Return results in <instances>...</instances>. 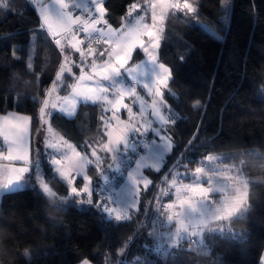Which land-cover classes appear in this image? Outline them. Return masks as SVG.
Listing matches in <instances>:
<instances>
[{"label":"trees","instance_id":"obj_1","mask_svg":"<svg viewBox=\"0 0 264 264\" xmlns=\"http://www.w3.org/2000/svg\"><path fill=\"white\" fill-rule=\"evenodd\" d=\"M189 1L196 12L167 15L158 51V60L173 72L165 91L174 95H167L164 115L177 121L175 125L169 121L164 130L174 145L164 159L167 170L162 175L149 170L146 176L152 184L141 191L137 210L129 212V219L116 221L81 204L79 200L86 197H72L67 186L48 172L51 151L44 146L39 114L51 81L55 84L67 57L43 30L30 0H0V114L15 112L32 118L36 129L31 132L32 166L40 159L46 182L57 193L56 198L43 194L30 172V186L2 197L0 264H79L84 260L92 264H260L264 252V0H231L227 8L223 0H209L219 5L211 10ZM132 2L107 0L113 27L121 26L126 5ZM145 56L136 54L135 63ZM73 71L77 74L78 68ZM101 114L100 106L81 104L74 118L57 112L50 118L59 137L78 151H87L90 159H95L93 150L102 158L96 157V166L87 168L93 178L94 201L98 192H105L106 181L117 173L127 154L137 152L117 181L116 191L146 152V146L136 148L141 133L131 136L113 153L114 158L101 151L97 143ZM211 158L229 174L247 179L245 211L212 223L200 239L171 245L174 224L166 225L164 207L174 197L171 184L193 181ZM64 195L69 198L60 200Z\"/></svg>","mask_w":264,"mask_h":264},{"label":"snow or ice","instance_id":"obj_2","mask_svg":"<svg viewBox=\"0 0 264 264\" xmlns=\"http://www.w3.org/2000/svg\"><path fill=\"white\" fill-rule=\"evenodd\" d=\"M57 2L61 5V10L55 14V19H52L42 0H30L33 5H39L43 30L47 31L56 45L60 48L63 47V53L66 57L78 53L79 60L68 62L67 70L56 79L55 84L51 81L53 87L47 91V95L51 97L53 93H56L57 103H70L74 109L75 101L69 95H59L61 91L65 93L70 91L71 97H78L85 102L100 106L102 109L100 116L102 132L97 143L101 151L114 158L113 149L117 144L122 146L132 130L158 128L160 134L163 135L162 130L153 126L150 121L142 123L145 112L143 105L149 103L148 99L135 86L129 90L120 82L122 75L123 78L127 76L125 70L137 71L139 64L135 63V55L141 53L146 55L153 64V73L157 77L154 81L155 86L150 85L147 90L148 97L151 98V114L165 124L171 121L175 125L176 120L171 117L166 118L163 114L168 108L167 95H174V93L168 92L166 95V91H162V89L167 90L169 88V83L173 80V72L164 63H157L156 52L161 43L159 34L163 32V27L158 26V22L162 23L165 16L173 11L194 13L196 8L188 0H183V2L181 0H143L142 4L140 0H134V2L126 5V15L122 17L121 26L114 28L109 23L107 0H92L94 12L90 17L83 20L80 15L73 14L65 0H57ZM224 3L227 5L228 0H224ZM8 5V9L11 11L10 2ZM73 6L79 8V5ZM148 19L151 20V23L148 22ZM80 35L86 39H78L77 37ZM58 37H64L65 43L62 44ZM144 37H147V40ZM94 44H104L107 47H94ZM84 51L88 53L87 59L83 57ZM97 53H99V59L96 58ZM17 59L20 57L18 56ZM89 62L92 63L91 68L88 67ZM26 66L28 67L29 64ZM74 68L80 69L79 75L73 71ZM126 98L131 102L126 103ZM136 102L140 103L138 111L134 110ZM57 103H51L49 99L42 102L39 114L42 121L47 123L44 118L50 117L52 112L46 111V109L49 107L56 109ZM59 111L63 113L65 108L60 107ZM109 112L111 115H105ZM122 112L127 113V119L121 118ZM68 114L72 115V112L70 111ZM137 116L140 117L139 120L136 119ZM31 119L29 116L19 114L0 116V136L8 145L7 156L5 157L4 153L0 152V158L20 161L25 165L18 168L11 165L0 166V175L6 176V182H0V191L10 192L14 187L22 186L25 174L34 172V182L38 183L41 192L47 194L48 197L56 198L57 193L54 186H50L46 182V174L41 171L40 159L35 161L34 166H30L28 150L30 133L36 131L30 126ZM5 122L8 125L7 129H5ZM48 133L53 134L51 126L48 127ZM147 135L150 140L154 136L156 141L160 140V136L155 135L152 131H148ZM44 146L53 150L49 153L48 172H51L62 184L67 186L68 193L72 197H86V199L79 200L81 204L87 203L97 208L102 214L111 217L116 209L109 206L108 199L101 198L102 193L98 192L96 200H93V178L85 171L87 166H96L93 163L96 157L102 160L98 152L93 150L91 157L95 159H90L87 151H77L76 145L68 143L62 137L57 142L46 139ZM165 147L167 151L172 152L174 145L170 144V146L166 145ZM141 148L145 150L144 147ZM93 152L96 154L95 157ZM36 154L39 156V149L36 150ZM166 170L167 165L159 169L158 172L162 175ZM148 173L150 171L145 170V175ZM171 175L172 173L168 172V176ZM29 178L32 179L31 176ZM77 181L82 183H77ZM190 191L199 197L207 195L203 187H193ZM68 198V195H64L60 197V200L63 201ZM185 204L192 208L196 207L192 205L191 199H179L176 204H168L164 207L173 209ZM135 206L133 205L132 208ZM232 211L233 209L229 208L225 215L216 216L215 219L223 220ZM127 213V208L121 209L114 219L116 221L129 219ZM179 215L182 216V219L184 218L183 213ZM172 219L173 216L169 215L168 220L171 221ZM81 264H89V261L84 260ZM260 264H264V256L261 257Z\"/></svg>","mask_w":264,"mask_h":264},{"label":"crops","instance_id":"obj_3","mask_svg":"<svg viewBox=\"0 0 264 264\" xmlns=\"http://www.w3.org/2000/svg\"><path fill=\"white\" fill-rule=\"evenodd\" d=\"M42 2L46 6L50 17L52 19H55V14L61 10V5L57 2V0H42ZM65 3L67 5H69L73 14L74 15L75 14L80 15L82 20L90 17L94 12V6L92 4V0H65ZM73 5H79V8L74 7ZM33 6L36 8L38 15L40 17V20L42 22V26H43V20L41 18V12H40L39 5L37 4V5H33ZM165 21H166V18H165ZM165 21H164V23H158V26L163 27V32H164V28H165ZM148 22L151 23V20L148 19ZM163 32H161L159 34V39L161 42H162V38H163ZM58 38L61 39L62 44L65 43L64 37H58ZM77 38L82 39L81 36H78ZM144 39L147 40V37H144ZM160 45H161V43H160ZM82 47H84V46H82ZM159 48L157 49V52H156L157 63H161L158 60ZM61 49L63 50L62 46H61ZM83 57L85 59H87V57H88L87 51H84ZM96 58L99 59V57H96ZM70 60L78 61L79 60V54L75 53V54H72L66 58V62L64 63V65L60 71L59 77H61L62 74L67 70L68 62ZM136 64H139V68L137 69V71L125 70V74L128 77L125 76L123 78V75H122L120 78V82L122 84H124L125 88H127L129 90L134 86L136 88L139 87L141 89V91L140 90H138V91H140L145 96V98L148 99V101H149V103L143 105L145 112H144V121H142V123L143 122L148 123V121H150L153 126L159 127L162 130L163 135L160 134V130L158 128H150V129L149 128H144V129L138 128L136 130H132L130 133V136L123 142L122 146H125L128 143L131 136H134L137 133L148 134V131H152L155 135L160 136L159 141H156L155 136L153 137L152 140L148 139V142L146 145V152L141 157H139L138 160L134 163V165L130 168L125 180L123 181V183L121 184V186L119 187L117 192L108 201L109 206L116 209V211L113 212L112 216L110 217L113 219H114L116 214L120 213L121 209L127 208L128 209L127 214H129V212H131V211L137 210L138 205H139V197H140L141 191L148 189L149 185L152 184V181L145 175V170H152V171L158 172L159 169H162L164 166V159L170 153L169 151H167L165 146L166 145L170 146V144H173L172 141L170 140V138L164 132L165 128L168 126V123L165 124V123L161 122L158 117L152 116V114H151V107H150L151 98L148 97L147 90L149 89L150 85H152L153 87L155 86L154 81L157 78L156 75L153 73V64L150 62V60L147 56H145L144 59L140 60ZM88 67L89 68L92 67L91 62H89ZM79 72H80V69L78 68L77 75H79ZM162 91H165V90L162 89ZM67 95H69L70 98L75 101V108L74 109L72 108V105L70 103L69 104H64L63 102L57 103V98H56L57 94L53 93L51 97L46 95L44 100L49 99L51 101V103H57V108L51 109L49 107L48 109H46V111H50V112H52V114L57 112L60 115L71 119V118H74L76 116L77 110L81 104H91V103H88V102H85V101L79 99L78 97H71L70 92ZM125 102L130 103L131 101L128 98H126ZM60 107L65 108V111L63 113H61L59 111ZM139 108H140V103L136 102V104L134 106V110L138 111ZM70 111L72 112V115L68 114ZM10 114H19V113L9 112L6 114H0V116L10 115ZM19 115L24 116L23 114H19ZM110 115H111V113H110ZM120 115H121L122 119H127V113L126 112H122ZM26 116H28V115H26ZM50 118H51V116L45 117V121H47V123L42 121L43 139H44V141L47 139V140H50L53 142H57V141H59V139L61 137H59L54 131H53V134L48 133V127L50 126ZM136 119L139 120L140 117L137 116ZM13 123H15V121H13ZM113 124H115L114 121H113ZM30 126L32 128V119L30 122ZM7 127H8L7 122H5V129H7ZM122 146L120 144H117L115 146V148L113 149V153L117 152ZM7 147H8V145L4 143L3 137L0 136V152L4 153L5 157L7 156ZM31 149L32 148H31V133H30V142L28 145L30 166H32V155H31L32 150ZM50 151L52 152L53 150L50 149ZM5 165H11L12 167H17V168L25 166L23 164V162H20V161H9L7 159L0 158V166H5ZM87 168H88V166L85 168V171H87ZM29 174L30 173L25 174V179H24L22 186H16L10 192L18 191V190H21L23 188L30 186L31 182L28 178ZM0 182H6V176L0 175ZM93 188H94V185H93ZM7 193H9V191H6V190L0 191V201H1L2 197ZM133 205H136V206L134 208H132ZM262 256H264V252H263ZM79 264H81V262ZM89 264H92V263L89 262Z\"/></svg>","mask_w":264,"mask_h":264},{"label":"rangeland","instance_id":"obj_4","mask_svg":"<svg viewBox=\"0 0 264 264\" xmlns=\"http://www.w3.org/2000/svg\"><path fill=\"white\" fill-rule=\"evenodd\" d=\"M194 1L208 10L219 6L212 5L209 0ZM230 1L228 0L227 5H225L223 0L225 8L230 5ZM188 2L191 4L192 1L188 0ZM165 18L162 23H164ZM211 33L215 38L219 39L216 32L212 31ZM171 185V192L174 197L168 204H176L179 199H191L192 205L194 207L196 206L192 208L185 204L173 209H167L165 207L168 216H173L171 221L167 220L166 222L167 226L174 224V229L171 230L169 235V243L171 245L177 244L182 240L200 239L203 232L211 228L212 223L219 221L215 217L225 215L229 208L233 209V211L230 215H226L225 219L232 218L235 215L243 213V210L245 211L244 205L247 201L249 191L247 179L237 177L236 174H229V169L217 166L216 158L209 159L204 167L196 172L193 181L185 184H175L173 182ZM193 187H203L207 195L203 197L195 195L190 191ZM181 213H183V219L179 215Z\"/></svg>","mask_w":264,"mask_h":264},{"label":"built area","instance_id":"obj_5","mask_svg":"<svg viewBox=\"0 0 264 264\" xmlns=\"http://www.w3.org/2000/svg\"><path fill=\"white\" fill-rule=\"evenodd\" d=\"M82 39H86L82 35H80ZM94 47H107V45L101 44V45H93ZM85 47V46H84ZM148 142V135L146 133H141V138L138 140L136 144V148H141L147 145ZM137 155L136 151H132L129 154L126 155L125 158H123L118 165V171L115 175H113L110 179H108L105 183V192L102 194L101 198L108 199V201L111 199L112 194H115L116 191V183L118 180H120L124 174L126 168L134 162V157ZM110 198V199H109Z\"/></svg>","mask_w":264,"mask_h":264}]
</instances>
